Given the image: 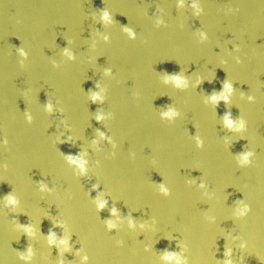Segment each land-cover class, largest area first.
Instances as JSON below:
<instances>
[{"label": "water", "instance_id": "95a60500", "mask_svg": "<svg viewBox=\"0 0 264 264\" xmlns=\"http://www.w3.org/2000/svg\"><path fill=\"white\" fill-rule=\"evenodd\" d=\"M0 264H264V0H0Z\"/></svg>", "mask_w": 264, "mask_h": 264}]
</instances>
